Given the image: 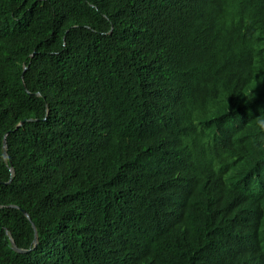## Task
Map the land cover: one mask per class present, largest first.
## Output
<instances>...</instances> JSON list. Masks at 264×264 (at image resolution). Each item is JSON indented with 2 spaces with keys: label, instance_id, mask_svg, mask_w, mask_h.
<instances>
[{
  "label": "trees",
  "instance_id": "obj_1",
  "mask_svg": "<svg viewBox=\"0 0 264 264\" xmlns=\"http://www.w3.org/2000/svg\"><path fill=\"white\" fill-rule=\"evenodd\" d=\"M259 118L264 0H0V264H264Z\"/></svg>",
  "mask_w": 264,
  "mask_h": 264
},
{
  "label": "clouds",
  "instance_id": "obj_2",
  "mask_svg": "<svg viewBox=\"0 0 264 264\" xmlns=\"http://www.w3.org/2000/svg\"><path fill=\"white\" fill-rule=\"evenodd\" d=\"M257 125L261 128L264 129V118H259L257 120Z\"/></svg>",
  "mask_w": 264,
  "mask_h": 264
},
{
  "label": "water",
  "instance_id": "obj_3",
  "mask_svg": "<svg viewBox=\"0 0 264 264\" xmlns=\"http://www.w3.org/2000/svg\"><path fill=\"white\" fill-rule=\"evenodd\" d=\"M4 146H6V142H4ZM11 168H12V171H13V167L11 165ZM37 242V234H36V237H35V240H34V243ZM20 252H24L23 250H19Z\"/></svg>",
  "mask_w": 264,
  "mask_h": 264
}]
</instances>
